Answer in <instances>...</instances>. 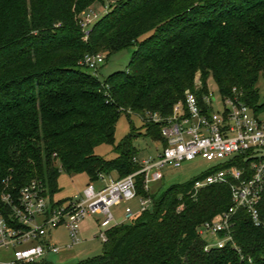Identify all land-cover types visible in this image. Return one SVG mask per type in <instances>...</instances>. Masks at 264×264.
Listing matches in <instances>:
<instances>
[{"label": "trees", "instance_id": "1", "mask_svg": "<svg viewBox=\"0 0 264 264\" xmlns=\"http://www.w3.org/2000/svg\"><path fill=\"white\" fill-rule=\"evenodd\" d=\"M96 1L0 0V196L7 190L17 197L37 179L54 197L61 171L86 173L90 182L138 171L132 115L142 118L145 134L163 142L161 125L146 121V112L169 116L187 89L202 99L210 80L221 97L239 95L257 114L264 111L257 87L264 75V0H124L84 32L79 15ZM134 45L127 69L103 81L83 64L88 54L109 56ZM123 114L131 132L116 144ZM101 144L113 145L117 156L96 154ZM244 164L240 156L160 194L146 190L139 173L137 194L151 197V207L110 227L102 254L76 264H264V192L260 225L239 209L233 241L224 247L205 250L198 231L228 211L234 181L200 189L195 182Z\"/></svg>", "mask_w": 264, "mask_h": 264}, {"label": "built area", "instance_id": "2", "mask_svg": "<svg viewBox=\"0 0 264 264\" xmlns=\"http://www.w3.org/2000/svg\"><path fill=\"white\" fill-rule=\"evenodd\" d=\"M105 59L103 53L88 54L83 64L95 72ZM194 82L196 89L202 87L200 72L196 73ZM145 119L161 125L163 150L156 159H141L143 166L138 171L111 179L102 188L89 182L80 199H71L67 203H58L45 183L37 179L23 186L17 197L7 190L1 193L0 264L35 263L48 259L49 254L60 253L62 247L51 237L59 227L67 230L71 239L68 247H72L80 241V228L86 216L103 217L99 222L107 228L96 238L106 242L108 227L115 221L113 206L137 197L139 212L152 205L151 197L137 194L136 176L139 173H145V189L150 190L149 182L163 179V166L180 167L184 162L198 158L210 164L208 169L235 162L240 156L245 163L242 167L231 165L216 170L195 182V188L200 189L214 183L234 181L233 204L228 211L203 223L198 229L200 235H210L212 242L219 236L232 242V217L242 208L247 210L256 225H260L258 206L264 192V123L251 106L239 95L217 98L209 89L199 99L196 93L187 89L185 99L174 105L169 116L147 111ZM138 160L134 157V161ZM135 215L131 207L125 208L126 219ZM211 247L206 242L205 250ZM234 247L240 251L235 243ZM3 252L12 253L8 261L2 259Z\"/></svg>", "mask_w": 264, "mask_h": 264}, {"label": "rangeland", "instance_id": "3", "mask_svg": "<svg viewBox=\"0 0 264 264\" xmlns=\"http://www.w3.org/2000/svg\"><path fill=\"white\" fill-rule=\"evenodd\" d=\"M122 1L124 0L96 1L79 15L78 19H80L79 22L82 30L84 32L88 31L95 21L110 11L113 7L119 5ZM148 35L140 37L139 42L145 39ZM136 48V45L130 46L126 49L110 54L109 56L105 51H101L106 56V59L98 70L95 71L98 78L103 81L113 72L126 70ZM257 87L260 90V102H264V75L260 76ZM209 89L213 91L217 98H220V92L213 80L209 81ZM258 117L264 123V111H261L258 114ZM132 120L137 128L135 133L138 136L134 137L133 146L136 147L138 156L141 159L146 157L156 159L158 154L163 150L161 143L159 140H155L152 136L145 134L144 129L142 128L143 120L138 114H133ZM130 132L131 124L129 118L123 114L117 123L115 143L118 144L121 142ZM95 152L106 159H113L117 156L113 151V145L111 144H101L96 147ZM209 166L210 164L207 161L199 158L192 161H186L180 167L163 166L161 171L164 177L161 180L149 182L150 192L153 194H160L168 186L174 183H183L202 175L207 171ZM109 176L113 179L119 178V175L116 172H112L110 175L105 174L104 178L95 181L96 186L100 185V182ZM89 182L90 179L86 173L69 174L65 171H61L58 178V190L54 193V199L57 201L63 200L64 203H67L71 199L78 200L82 197L83 190ZM127 206H130L135 214L139 213L141 209L139 197L128 202H122L120 205L113 206L112 211L116 220L113 221L111 225L116 224V221L119 220L129 222L132 219L125 218V208ZM97 219L98 216H86L81 224L79 243L74 244L72 247H69L66 251L59 254H49L48 259L55 264H76L82 259L102 254L103 243L100 238H95V235H98L107 227H103L100 223L98 224ZM100 219H103V217L101 216ZM55 232L64 240H69V242H71L70 237L68 238L66 235L65 227H60ZM203 238L212 247H222L228 243L227 240L221 236L217 237L214 242H212V237L210 235H204ZM70 244L71 243H69V245ZM11 254L12 253L10 252H3L2 259L8 261Z\"/></svg>", "mask_w": 264, "mask_h": 264}, {"label": "crops", "instance_id": "4", "mask_svg": "<svg viewBox=\"0 0 264 264\" xmlns=\"http://www.w3.org/2000/svg\"><path fill=\"white\" fill-rule=\"evenodd\" d=\"M111 179H113L111 176L107 177L106 179H103V181L100 182V185H98L97 188H102V187L106 186L111 181ZM92 216H98L97 223L99 224L100 223L99 220H100L101 215H92ZM115 220H116V218H115ZM120 223H123V221L122 220L116 221V224H120ZM116 224H114V225H116ZM111 226H113V225H110L108 228H110ZM58 229H56V230H58ZM55 231H53L52 234H51V237H52L53 241H55L59 246L62 247V251L61 252L66 251L69 248L68 247V245L70 243L69 240L68 241L67 240H64L63 238H61V236H59L58 234H56ZM82 233H83V231H82ZM66 235L69 238V235L67 233V230H66ZM96 236L97 235H95V238H96Z\"/></svg>", "mask_w": 264, "mask_h": 264}]
</instances>
